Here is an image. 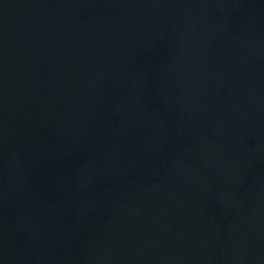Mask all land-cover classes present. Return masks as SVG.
<instances>
[{
    "label": "water",
    "instance_id": "1",
    "mask_svg": "<svg viewBox=\"0 0 264 264\" xmlns=\"http://www.w3.org/2000/svg\"><path fill=\"white\" fill-rule=\"evenodd\" d=\"M0 264H264V0H0Z\"/></svg>",
    "mask_w": 264,
    "mask_h": 264
}]
</instances>
